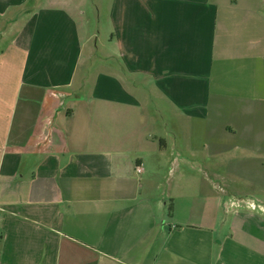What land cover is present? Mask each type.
<instances>
[{
  "label": "crops",
  "instance_id": "1",
  "mask_svg": "<svg viewBox=\"0 0 264 264\" xmlns=\"http://www.w3.org/2000/svg\"><path fill=\"white\" fill-rule=\"evenodd\" d=\"M0 264H264V0H0Z\"/></svg>",
  "mask_w": 264,
  "mask_h": 264
},
{
  "label": "rangeland",
  "instance_id": "2",
  "mask_svg": "<svg viewBox=\"0 0 264 264\" xmlns=\"http://www.w3.org/2000/svg\"><path fill=\"white\" fill-rule=\"evenodd\" d=\"M101 31H102V33L101 34H99L98 36H99V46L103 43V35H105V32H106V25H105V21H103L102 22V25H101V29H100ZM108 47V46H107ZM103 50H105L103 47H101L100 46V49H99V51H98V55H101L100 53H102L103 52Z\"/></svg>",
  "mask_w": 264,
  "mask_h": 264
},
{
  "label": "built area",
  "instance_id": "3",
  "mask_svg": "<svg viewBox=\"0 0 264 264\" xmlns=\"http://www.w3.org/2000/svg\"><path fill=\"white\" fill-rule=\"evenodd\" d=\"M137 171H138V173H141L142 172L141 167H137Z\"/></svg>",
  "mask_w": 264,
  "mask_h": 264
},
{
  "label": "trees",
  "instance_id": "4",
  "mask_svg": "<svg viewBox=\"0 0 264 264\" xmlns=\"http://www.w3.org/2000/svg\"><path fill=\"white\" fill-rule=\"evenodd\" d=\"M170 211H172V209Z\"/></svg>",
  "mask_w": 264,
  "mask_h": 264
}]
</instances>
